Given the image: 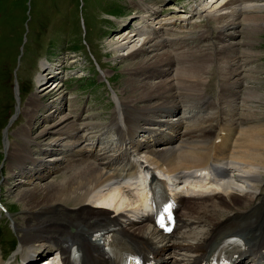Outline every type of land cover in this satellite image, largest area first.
Returning <instances> with one entry per match:
<instances>
[{
    "label": "bare ground",
    "instance_id": "1",
    "mask_svg": "<svg viewBox=\"0 0 264 264\" xmlns=\"http://www.w3.org/2000/svg\"><path fill=\"white\" fill-rule=\"evenodd\" d=\"M247 1L250 0H228L224 3L220 1V5L216 4L219 7L215 5L218 7L215 10L224 12L209 17L214 18L220 25L218 29L215 28L220 35L217 42L220 45L214 43L210 48H186L185 39L179 36V32L167 29L173 24V18L162 20L163 23H168L165 28L162 22L157 23L160 11L142 9L147 15V21L152 25L143 27L142 24L146 20L137 16L141 22L134 29H129L130 23L125 25V28L120 27L118 31L127 33V36L123 35V40H126L127 44L132 43L128 54L132 62L127 68L129 77L124 83V96L116 95V111L110 125L106 127L117 129L119 135H123L126 140L132 139L133 134L136 136L141 129L152 139H148L146 143L137 141L132 149L127 147L117 153L122 148L115 151L111 145L109 150L103 149L104 152L98 149L102 144V135L97 145H93L94 141H85L84 136L90 137L93 125H100L87 123L81 118L79 121L77 117H72L73 115L62 114L63 95L60 88L63 84L55 86L44 95H33L25 110L18 107V113L23 112L27 117L26 124L19 130L22 137L20 146L24 149L13 148L6 142V153L11 161L14 159L18 164L29 163L34 166V169L26 167L25 170L35 173L36 179H43L50 173L60 175L49 183L34 184L32 188L19 191L16 195L23 205L24 213H27L22 228L15 224L16 228L23 232L18 250L25 257L23 264L31 262L36 255L41 256L46 254L47 250L57 248L61 251L63 264H114L105 250V237L108 233L121 240L130 251L140 252L146 249L150 261L153 256L156 264L208 263L220 248L227 247L225 243L229 237L237 235L244 242L230 251L234 264H242L248 257L257 264H264V188L259 192V184L264 177V114L255 106L260 103L264 107V101H260L263 96L258 89L247 87L245 78L252 76L243 74L251 72L245 71L243 65L248 67L253 56H250L246 49L240 57L243 62L238 60V57L229 59V55L223 56L226 50L224 48L233 49L235 46L221 40L236 38L230 30L238 26L236 20H232L239 17L238 13L264 12V3L246 6ZM243 2L246 6L244 10L238 6ZM141 3L149 6L146 2ZM174 6L176 8V5ZM153 20L156 23H152ZM244 23L246 27L242 34L252 35L246 37L252 39L251 45L254 46L260 40L257 37L264 33V19L255 18L252 22L248 23L247 20ZM140 26L142 28H138ZM147 29L148 32H144ZM161 29L166 32L164 35L169 37L157 32ZM128 31L131 33L128 34ZM157 33L163 39L159 38ZM253 35L256 36L254 39ZM201 36L207 39V35ZM137 37L146 38L137 43L134 41ZM248 43L245 40L242 46ZM212 63L218 68L219 91L214 99L204 95L203 88L207 85L202 82L203 74L208 68L211 69ZM174 68L175 70H172ZM45 78L39 79L44 91L49 89L45 86ZM52 95L58 99L53 103H44L43 100ZM180 99L188 104L199 101L202 106L214 105L220 114L215 116L214 120L205 121L202 126V120L189 125L190 127L186 125L181 132L185 121L195 117L192 110L190 115L183 116L179 122L155 121L154 117L157 116L171 117L176 112L174 108H180ZM49 106L51 109L55 108V111H50L53 114L45 117L43 124L36 129L37 132L31 129L32 122ZM59 112L61 117L56 119L54 115ZM150 126H165L169 132L147 128ZM208 134L214 137L211 148L206 145ZM84 142H87L90 150L81 146ZM33 147L44 155L59 156L58 160L52 163L53 167L46 166L45 164L51 163L42 158L33 159ZM59 151L61 153L57 154ZM192 167L207 171L198 181L199 190L209 188L210 175L214 173L221 178L215 181L214 185L223 195H214L212 203L201 208H195L198 205L196 202H192L191 206L184 202L178 228L171 236H164L153 227H147L146 224L150 223L147 210L142 212L137 208L138 204H132L133 202L129 201L132 198L120 189L122 184L135 186L143 197L147 182L156 170L161 169L175 179H183L190 176L188 171ZM229 167L234 168V175H238V184H233L237 191H234L232 178L228 176ZM25 170L21 172L25 173ZM106 187L109 190L104 191L101 196L102 198L107 195L106 198L93 203L100 209H93L89 203ZM242 189L246 192L241 191ZM259 203L261 204L244 222L230 217L236 210L237 213H243ZM65 206L76 208L68 209ZM142 207L147 208L145 201ZM222 207L231 211L225 219L217 217ZM108 209H114L115 212L112 214ZM228 224H231L230 230L221 231ZM204 225L207 227L198 236L196 229H203ZM192 228L196 233L193 239L187 237V231ZM183 233L185 237L182 238ZM191 240L197 242L198 246L196 243L193 246ZM73 248L75 249L72 251ZM170 250H179L188 255H185L183 260H170V254H167ZM74 252L78 254L75 259L72 258ZM3 261L0 250V264H4ZM45 262L50 263L49 259Z\"/></svg>",
    "mask_w": 264,
    "mask_h": 264
},
{
    "label": "rangeland",
    "instance_id": "2",
    "mask_svg": "<svg viewBox=\"0 0 264 264\" xmlns=\"http://www.w3.org/2000/svg\"><path fill=\"white\" fill-rule=\"evenodd\" d=\"M141 1L148 3L149 6H145ZM220 1L224 3V1L228 0ZM220 1L0 0V202L10 212L8 214L0 210V250L4 253L2 254L5 257L4 264L13 262V257L18 252L19 241L23 232L19 231L15 224H19V227L22 228L27 214L23 211L22 203L18 201L17 193L32 188L34 184L44 185L53 179H57L56 176H52L43 182L35 181L32 184L29 182L31 181L29 177L31 175L34 177L33 179H36V174H33L30 170H25V173L21 171L24 167L34 169V166L18 164L14 159L11 161L6 153L8 151L6 150V142L12 145L13 148L24 149L22 145L20 146L22 137L19 134V130L26 124L27 117L23 112L18 113V107H21V109L23 107L25 110L29 99L33 95L38 93L41 96L53 89L50 88L44 91L45 89L43 90L40 85L39 79L49 76V72L44 71L45 65L49 61L57 64L62 68L63 76L66 78L65 86L60 88L61 95H63L62 114L71 113L73 116L69 115L72 117H82L87 123H95L100 126L101 124L102 126L106 125L109 123L113 111H116L118 101L116 95L118 97L124 96L122 94L125 88L124 83L129 77L127 68L132 62V59L128 57L132 43L127 44V41L123 40V35L127 36L126 31H123V33L118 31L120 27H126L127 23H124V21L128 22L131 19L130 27L133 28L141 22V19L147 21V15L142 12V9L160 11V16L165 10L163 17L177 19L176 25L173 27L172 24L167 29L178 30L176 32L182 31L183 33L181 34L179 32V36H184L187 40H185V44L188 45L186 48L189 46L207 48L209 44L213 43L205 42L206 39H203L202 34H208V39L214 40L215 44H218L217 42L219 41L217 40L220 37L217 31L218 27H220L218 25L219 22L209 17L218 12L219 14L224 12L215 10V8L219 7L216 4L220 5ZM263 3L264 0H250L245 2V5H260ZM243 4L244 2L238 4L241 9L243 8L242 10L246 8ZM173 5H176V8ZM194 6H197L196 9L199 14L191 18L192 14L188 13L191 12ZM172 8L177 9L178 13L172 12ZM169 12H171V15L167 14ZM174 13L176 14L174 15ZM238 15L239 17L232 18V20H236L235 23L238 26L230 30V33L234 34L236 38L230 40L228 37L222 40H226L229 45L235 46L233 49L227 48L229 49L228 52H231L228 54L229 59L238 57V60L243 62L240 57L243 56L246 49L250 52L249 55L253 56L252 60L249 56L250 63H248V67L243 65L244 70L246 69L245 71L250 70L251 72L243 74L252 76L251 78L244 76L248 82L247 87L252 86L258 89L263 96L260 101H264V33L257 37L260 40L254 46L251 45L252 39L246 37L249 34L246 36L242 34L243 29L246 27V25H243L245 24L244 22L247 20L248 23L252 22L255 18L264 19V12H245L238 13ZM137 16L141 19H138ZM187 18L191 19L182 21ZM146 21L143 22V27L150 24L149 21ZM173 21L175 22V20ZM159 22H162V25L165 24L164 28L168 25V23H163L162 20ZM152 23H156V21L154 22L153 20ZM142 26L138 28H142ZM146 31L148 32V29L144 32ZM128 32V34L131 33V31ZM164 33L166 32L163 31L161 34L164 35ZM252 33L250 30V34ZM157 35L159 36V33ZM164 36L169 37L166 34ZM146 37H137L134 41L138 43ZM249 37H252V35ZM255 37L253 35V39ZM159 38L162 37L159 36ZM244 39L250 45L242 46L245 44ZM224 55L227 56V54ZM217 69V65L212 63L211 69L208 68L202 77V82L209 85L203 86V93L208 97H214L217 94V76H214ZM172 70H175V68ZM50 84L51 82H49V87ZM52 97H46L43 100L44 103H53L58 99L55 95H52ZM188 105L191 104H186L185 109H181L180 115L177 114V117H181L184 113L186 114ZM195 105L196 108L199 107V104L195 103ZM57 106L58 104H56ZM255 106L264 114L262 104L257 103ZM199 109L203 119H205V116L208 115L203 111V107H199ZM53 110L55 111V108L47 107L32 122L30 128L38 130V127L43 124V120L53 114V112L50 113ZM208 112H211V110L208 109ZM60 115L59 112V114L57 113L54 116L57 119L61 117ZM78 119L80 121V118ZM93 128L96 129L97 127L93 125ZM7 131L9 135H7ZM91 133L94 134L93 131ZM90 136L95 137L94 135ZM102 138L104 142H112L113 136L110 133H106ZM84 139L85 141L89 140L87 136H84ZM92 139L97 140V138ZM139 139L143 140V137L140 136ZM17 143L19 144L17 145ZM86 145L82 143L81 146L85 148L87 147ZM33 149L34 152L31 154L33 159H52L48 155L41 154L42 152L37 151V148L33 147ZM88 149L90 150V148ZM106 196H103L104 198L100 196L99 200L105 199ZM129 201L133 202L130 199ZM235 213H237V210L232 215ZM46 257L41 258L39 262L46 259Z\"/></svg>",
    "mask_w": 264,
    "mask_h": 264
}]
</instances>
